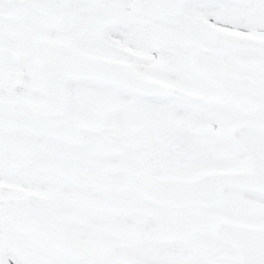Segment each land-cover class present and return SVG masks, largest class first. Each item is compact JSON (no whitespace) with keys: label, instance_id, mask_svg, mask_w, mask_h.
<instances>
[{"label":"snow or ice","instance_id":"obj_1","mask_svg":"<svg viewBox=\"0 0 264 264\" xmlns=\"http://www.w3.org/2000/svg\"><path fill=\"white\" fill-rule=\"evenodd\" d=\"M0 264H264V0H0Z\"/></svg>","mask_w":264,"mask_h":264}]
</instances>
